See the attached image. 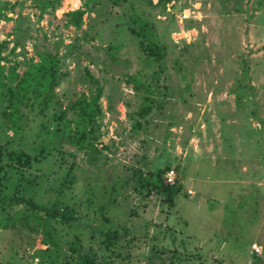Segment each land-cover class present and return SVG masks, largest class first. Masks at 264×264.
Segmentation results:
<instances>
[{
  "label": "rangeland",
  "instance_id": "rangeland-1",
  "mask_svg": "<svg viewBox=\"0 0 264 264\" xmlns=\"http://www.w3.org/2000/svg\"><path fill=\"white\" fill-rule=\"evenodd\" d=\"M136 16L162 59L131 31ZM44 53L58 59L52 98L22 104L18 129L0 84V195L72 210L76 223L55 226L61 254L77 237L98 264H264V0H0L1 82ZM97 89L77 146L73 105ZM24 208L0 207V264L52 253L14 219Z\"/></svg>",
  "mask_w": 264,
  "mask_h": 264
},
{
  "label": "trees",
  "instance_id": "trees-1",
  "mask_svg": "<svg viewBox=\"0 0 264 264\" xmlns=\"http://www.w3.org/2000/svg\"><path fill=\"white\" fill-rule=\"evenodd\" d=\"M93 1V0H92ZM81 10L70 11L68 13L70 20H79ZM137 27H133L131 31L135 36L138 37L139 43L143 45V49L147 50L149 55L155 57L156 60L162 59L165 54V47L158 41L153 40L151 28L147 26L141 18H135ZM58 59L56 55L50 53H44L39 56L37 62H32L28 68L24 71L23 75L16 83L15 86H10L1 82L0 84L7 86L6 92L3 95L7 99V112H5L6 119L9 123L18 129L20 127L21 120L25 113L21 111L20 106L27 104L26 101L31 98L32 102H37L39 107H45L48 101L52 98L53 87L56 84L58 75ZM100 90L97 89L95 93H92L89 98L81 96L73 105L76 109V132L82 131L79 139L77 136L74 137L73 142L77 146H81V141L85 135V131L82 130L85 126L91 124L94 117L99 114L100 108L98 105V99ZM153 97L148 98L146 108L144 112H148L151 109V102ZM65 110H59L55 118L56 123H63L62 127L57 125L58 132L62 135L66 134L68 129V121L65 119ZM64 119V120H63ZM141 123H135L137 127ZM65 128V129H64ZM19 157V156H18ZM168 171V167L158 171V175H164ZM178 185L173 183H163V191L167 194L170 201L174 198L176 192H178ZM18 204H23L25 208L22 210L20 215H15L14 219L21 221V223L31 225L35 232H40L42 235L41 242L48 246L52 253L47 259V264H98L91 257L80 253V243L77 237H74L68 243V253L62 252V246L58 239L56 224L61 223L69 225L76 223V215L64 206H59L58 203L52 205H44L38 203L32 199L19 196L17 193H11L8 195H0V207L5 208L7 206L14 207ZM102 235L106 240H115L116 235L109 231L103 232Z\"/></svg>",
  "mask_w": 264,
  "mask_h": 264
},
{
  "label": "built area",
  "instance_id": "built-area-1",
  "mask_svg": "<svg viewBox=\"0 0 264 264\" xmlns=\"http://www.w3.org/2000/svg\"><path fill=\"white\" fill-rule=\"evenodd\" d=\"M165 176L167 177L166 182L173 183L175 181V179H174V171L172 169L166 171Z\"/></svg>",
  "mask_w": 264,
  "mask_h": 264
}]
</instances>
